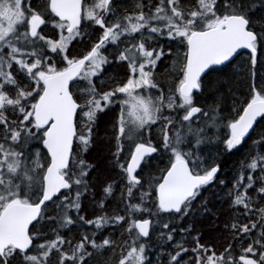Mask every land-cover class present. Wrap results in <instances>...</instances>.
<instances>
[{"label":"snow or ice","instance_id":"obj_1","mask_svg":"<svg viewBox=\"0 0 264 264\" xmlns=\"http://www.w3.org/2000/svg\"><path fill=\"white\" fill-rule=\"evenodd\" d=\"M49 23L57 35L44 34ZM242 52L247 59L229 79L249 78L248 96L241 101L230 88L226 114L225 69ZM165 59L167 87L156 78ZM113 63L125 73L105 79ZM258 68L264 72V0H134L122 12L115 0H0V264H52L53 254L56 264H90L105 248L120 249L116 264H264V135L227 193L238 213L223 227L228 246L217 253L202 244L196 223L214 215L202 192L217 180L218 160L264 120ZM206 92L211 104L198 106ZM117 106L111 167L123 184V214L88 219L84 200L100 176L85 155ZM101 187L107 198L115 183ZM120 225L127 239L117 244L103 229ZM74 228L79 238L64 234Z\"/></svg>","mask_w":264,"mask_h":264},{"label":"trees","instance_id":"obj_2","mask_svg":"<svg viewBox=\"0 0 264 264\" xmlns=\"http://www.w3.org/2000/svg\"><path fill=\"white\" fill-rule=\"evenodd\" d=\"M127 1V0H126ZM98 36L97 32L93 34L91 41L95 39V37ZM91 41H88L86 39L85 46L89 47V43ZM74 49V48H73ZM75 50V49H74ZM73 50V51H74ZM236 60V58H235ZM235 60L231 65H229V68L234 66ZM113 71L116 72L115 69ZM111 77L110 74H108V78ZM229 77V76H228ZM228 77H224V82L226 84V87H230V79ZM260 74L257 75L256 82H259ZM241 80L238 82L232 81L233 84L232 90L236 94H243L244 99L248 96V83L251 82L249 78H240ZM167 84V82H166ZM241 85V87H240ZM114 86V84L112 85ZM224 89L225 93H227V89ZM203 99H197L198 106H206V103L211 104V97L207 94V92L203 95ZM226 104H225V113L227 114L228 111H230L232 107V97L226 95ZM243 99V100H244ZM242 100V101H243ZM119 109L113 108L111 111L107 113L106 116L103 117V121L101 123V126L94 132V140L95 143L93 144L90 151L85 155V159L88 160L90 163H94L99 168V173H94L93 175H99L100 180L99 182L95 183L94 187L92 188L91 192L87 195V197L84 200V211L81 213L86 216L88 219L94 218L96 215H100L103 213H107L109 216L120 213L123 214V201L120 198L121 195V189L123 187V184L120 179V174L118 170L111 167V151L114 150L112 148V142L111 137L113 135L112 132V126L115 122V117L119 113ZM262 120L259 122L255 130L253 131V134H250L244 141V143L238 148V150H235V152L231 154L225 153L218 162L221 164V175H230L231 184H232V178L235 175V170L237 169L239 163L241 160L245 158V156L248 154L249 149L252 145L253 140L258 138L261 135H264L263 129H262ZM159 128L160 124L158 122L157 125L152 127L151 130V136L154 142L159 140ZM260 130V131H259ZM225 133H219V135L223 136ZM216 156L215 150H212L211 152L206 151L205 157L211 158ZM167 161H163L160 163V167H164ZM219 174V175H220ZM107 180L109 182L115 183L114 192L111 196H108L105 198V194L103 193L101 184L104 183V181ZM230 186L227 185H220V183L216 184L214 183L212 186H210L206 193L203 195L202 199H207L209 201V208L214 213L213 216L204 217L201 213L197 216V230L203 232V237L200 240L202 244H208L211 245L214 250L219 253L224 250L225 247L228 246L229 241L231 240L232 234L228 231H224L223 227L226 222L232 221V209L229 207V197L227 196V193L229 192ZM101 200H104L105 207L104 209H100L98 207V204ZM264 203V201H262ZM197 207H199V201L196 202ZM240 212L243 211V209L239 210ZM235 216L238 215L237 212L234 211ZM147 214H145L146 216ZM215 220L216 227H210V221ZM184 223H187L185 221ZM87 228H90L91 226H85ZM124 227L126 225H120L115 228L109 226L103 229L104 235H113L116 239V243L119 244L122 240L127 239V233H124V235H121V232H123ZM66 236L71 235L79 238V229L74 228L72 233H64ZM153 243L155 244V239L153 240ZM186 247H191V240H189L188 244L185 245ZM154 253H151V257L155 259V257L158 255V250L156 248H153ZM163 251L166 253L168 251L167 248L163 249ZM120 255V249L117 248L115 254H113L111 248H105L101 251V253H94L90 264H116V261L119 259ZM185 259H188V257H185ZM57 256L53 254L52 256V264H56Z\"/></svg>","mask_w":264,"mask_h":264},{"label":"rangeland","instance_id":"obj_3","mask_svg":"<svg viewBox=\"0 0 264 264\" xmlns=\"http://www.w3.org/2000/svg\"><path fill=\"white\" fill-rule=\"evenodd\" d=\"M133 2H134V0H127V1L126 0H116L115 1V7H116V9L118 11H121V12L123 11L124 8H127L129 11H132L133 10ZM44 34L47 35V36H49V37H52V36L57 35V33L52 30V25L50 23L48 24L47 27L44 28ZM159 43L164 44L166 46V49H167V41L161 40V41H159ZM74 49H73L74 50L73 51V54H76L77 52H85L88 48H87V46L84 45L82 48L81 47H74ZM173 50H175L174 46H173ZM109 51L111 52L112 49H109ZM246 59H247V53H245V52L241 53V55L236 58L235 63H234V66H232L231 68L228 67V68L225 69V73L227 74L225 77L227 78L229 76L228 79L230 77H232L236 73L238 66L241 63H243L244 60H246ZM170 65H171V61L168 60V59H165L163 61V63H160L158 65V68H157L156 78L165 87H167V84L169 83V80H170V74H169V71H168ZM113 69H115L116 72L113 71ZM125 70L126 69H125V66L124 65H117V64L113 63L106 70L105 79H108V74H110V76H116L117 79H120V78L123 77V75L125 73ZM258 74H260V76H261V75H264V72L260 71L259 68H258ZM240 80H241L240 77L239 76H236V78L234 80H231L230 81V84H231L230 87H232V85H233L231 83L232 81L238 82L237 84H239V81ZM166 82H167V84H166ZM230 87L229 86L226 87V88H228L227 89V93H228L227 96H231L232 97V94L229 92ZM240 87H241V85H240ZM235 95L241 101L244 99V95L243 94L240 95V94H236L235 93ZM203 98H204L203 95L197 97V99H203ZM207 104H210V103L207 102L206 105ZM117 107H115V108H117ZM117 110H119V109H117ZM262 129H263V132H264V122H262ZM225 132H226V129H221V131H220V133H225ZM251 134H253V132ZM236 259L238 260V256L237 255H236Z\"/></svg>","mask_w":264,"mask_h":264},{"label":"flooded vegetation","instance_id":"obj_4","mask_svg":"<svg viewBox=\"0 0 264 264\" xmlns=\"http://www.w3.org/2000/svg\"><path fill=\"white\" fill-rule=\"evenodd\" d=\"M116 1V0H115ZM97 34L99 35V30L97 31ZM95 40V39H94ZM94 40H93V42H94ZM92 42V41H91ZM88 48V47H87ZM262 120H260L259 122H261ZM258 124V123H257ZM247 138V137H246ZM235 152V150L233 151V153ZM220 174V173H219ZM220 180H224L225 181V185H227V186H230V184H231V179H230V175L229 174H226V175H218V178H217V180L214 182V183H216V184H218L219 183V181ZM209 188V187H208ZM207 188V189H208ZM207 189L206 190H204L203 192H202V197H203V195L206 193V191H207ZM242 209V208H241ZM232 215H233V217L235 216V214H234V210L232 209ZM233 217H232V219H233ZM153 253H154V251H152ZM240 253V249H239V247H237V249L235 250V252H234V255H237L238 256V254ZM250 255V254H249Z\"/></svg>","mask_w":264,"mask_h":264},{"label":"water","instance_id":"obj_5","mask_svg":"<svg viewBox=\"0 0 264 264\" xmlns=\"http://www.w3.org/2000/svg\"><path fill=\"white\" fill-rule=\"evenodd\" d=\"M242 53H243V52H242ZM234 60H235V59H234ZM259 121H260V119L258 118V121H257V123H259ZM257 123L254 125V128H253V130L255 129V127H256V125H257ZM253 130H251V131H250V134L252 133V131H253ZM250 134H249V135H250Z\"/></svg>","mask_w":264,"mask_h":264}]
</instances>
